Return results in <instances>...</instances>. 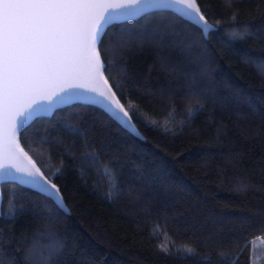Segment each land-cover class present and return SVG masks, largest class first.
Listing matches in <instances>:
<instances>
[{
    "label": "trees",
    "instance_id": "obj_1",
    "mask_svg": "<svg viewBox=\"0 0 264 264\" xmlns=\"http://www.w3.org/2000/svg\"><path fill=\"white\" fill-rule=\"evenodd\" d=\"M198 2L207 39L168 7L108 28L104 75L136 133L83 101L18 132L64 207L0 181L5 264H264V0ZM184 244L197 257L171 254Z\"/></svg>",
    "mask_w": 264,
    "mask_h": 264
},
{
    "label": "snow or ice",
    "instance_id": "obj_2",
    "mask_svg": "<svg viewBox=\"0 0 264 264\" xmlns=\"http://www.w3.org/2000/svg\"><path fill=\"white\" fill-rule=\"evenodd\" d=\"M233 2L227 0L229 5ZM169 3L178 6L182 19L202 28L205 39L209 29L216 27L202 13L198 0H169ZM162 6V0H118L113 3L105 0H0V130L4 136V147L0 150V178L8 169L14 168L22 177L30 178L28 183L38 185L37 190L53 200L57 209L64 207L57 185L51 183L16 144L17 133L27 131L42 115L53 117L66 105L72 106L68 88L52 89L57 81H88L91 86L87 91L103 97L109 104L114 103L115 109L130 120L124 106L118 100L114 101L115 93L106 87L103 73L111 71V65L102 62L101 50L114 12L127 10L122 15H137ZM231 19H236L235 13ZM245 35L232 33L231 38L242 40ZM258 67L264 72V63ZM121 70L126 72V69ZM106 111L116 118L113 110ZM195 115L196 110H187L188 119ZM62 126L70 127L67 122H62ZM164 130L172 131L168 127ZM89 158L97 162L91 154ZM102 173L110 183V195L115 196V176L108 168L102 169ZM247 187L241 183L240 190ZM15 215L14 206L8 214L0 211V218H11L13 222ZM3 240L0 233V242ZM161 251L169 254L162 246ZM171 254L176 258L197 257L195 249L187 244ZM218 257L222 261L228 259L223 252L218 253ZM202 259L210 261L208 255ZM0 264H5L2 253Z\"/></svg>",
    "mask_w": 264,
    "mask_h": 264
},
{
    "label": "water",
    "instance_id": "obj_3",
    "mask_svg": "<svg viewBox=\"0 0 264 264\" xmlns=\"http://www.w3.org/2000/svg\"><path fill=\"white\" fill-rule=\"evenodd\" d=\"M105 2L113 3V2H118V0H105ZM162 4L164 5L162 7L172 8L176 12H178L177 11V7L178 6H172L169 3V0H162ZM162 7H157V8H162ZM157 8H150L147 11H150V10H153V9H157ZM125 11H127V10H120V11L114 12L113 13V20L111 22L132 18V17H135L137 15H140V14L144 13V12H140L137 15H122V12H125ZM103 75H104V73H103ZM104 79L107 81V86L106 87L110 88L111 92H114L112 87H111V85L109 84L108 80L106 79L105 75H104ZM90 86L91 85L88 83V81H86L84 79H80V80H74V81H71V82L57 81L51 87L55 91H59L61 88H68L69 89V97H70L72 102L73 101L90 102V103H94V104H97V105L101 106L105 110L106 109L113 110L114 114L116 116L115 119L124 128H126L127 130H129V131H131L133 133H136V128H135L133 122L131 121V119L129 120L128 117H124L122 113H119L118 109H115V104L114 103L113 104H109V102L107 100H105L103 97H101V96H99V95H97V94H95L93 92L87 91L86 89L88 87H90ZM37 99H41V97H37ZM113 99H114V101L115 100L119 101V99L117 98L116 94H115V97ZM119 103H120V101H119ZM107 112L109 113V111H107ZM17 136H18V133H17ZM16 144L19 146V148H21V146L17 142V137H16ZM3 147H4V136H3L2 130H0V150H2ZM28 157H29V155H28ZM32 162L35 163L33 160H32ZM25 163H27V160H25ZM35 165H36V167H38L36 163H35ZM0 179H12V180L18 181V182H20L22 184H25L27 186H30V187H32L34 189L38 188V185H34V184H31V183H28L30 178L22 177L21 174H19V173H17L15 171L14 168L8 169L7 172L5 174H3V177L0 178ZM41 183H43V181Z\"/></svg>",
    "mask_w": 264,
    "mask_h": 264
},
{
    "label": "rangeland",
    "instance_id": "obj_4",
    "mask_svg": "<svg viewBox=\"0 0 264 264\" xmlns=\"http://www.w3.org/2000/svg\"><path fill=\"white\" fill-rule=\"evenodd\" d=\"M3 179H0V181H2ZM261 246V252L259 253V258L257 259L258 261H260L261 259L264 260V244L259 245Z\"/></svg>",
    "mask_w": 264,
    "mask_h": 264
},
{
    "label": "bare ground",
    "instance_id": "obj_5",
    "mask_svg": "<svg viewBox=\"0 0 264 264\" xmlns=\"http://www.w3.org/2000/svg\"><path fill=\"white\" fill-rule=\"evenodd\" d=\"M253 256V255H252Z\"/></svg>",
    "mask_w": 264,
    "mask_h": 264
}]
</instances>
